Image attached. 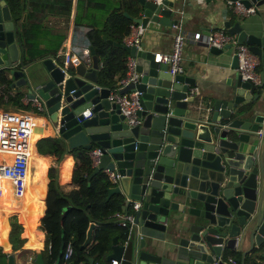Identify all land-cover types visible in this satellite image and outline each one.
Returning a JSON list of instances; mask_svg holds the SVG:
<instances>
[{
	"label": "water",
	"instance_id": "95a60500",
	"mask_svg": "<svg viewBox=\"0 0 264 264\" xmlns=\"http://www.w3.org/2000/svg\"><path fill=\"white\" fill-rule=\"evenodd\" d=\"M138 1L140 16L126 11L123 15L143 27L148 22L170 26L178 21L174 0L160 5ZM239 1L254 5L253 14L261 19L232 12L238 20H224L223 28L236 33L261 59L259 82L242 79L238 73L222 96L199 100L190 94L192 78L183 73L172 76L167 64L155 60L154 52L118 44L135 57L138 73L136 81L119 89L140 92V121L129 124L118 104L108 99L110 89L98 83L99 60L91 45L89 63L77 58L64 64L46 57L44 70L30 79L9 7L0 0V67L9 69L11 86H26L28 97L42 100L46 122L67 147L98 150L88 179L99 170L114 172L117 177L110 181L107 197L121 194L123 206L134 214L127 239L120 243L113 237L107 262L226 264V252L238 248L244 249L239 264H245L244 255L263 244L264 0ZM233 65L237 67L235 54ZM94 226L91 222L82 247L89 243ZM153 231L167 241L176 238L182 250L175 255L158 252ZM88 260L93 264L92 257ZM5 264H16L13 253L7 254Z\"/></svg>",
	"mask_w": 264,
	"mask_h": 264
},
{
	"label": "trees",
	"instance_id": "16d2710c",
	"mask_svg": "<svg viewBox=\"0 0 264 264\" xmlns=\"http://www.w3.org/2000/svg\"><path fill=\"white\" fill-rule=\"evenodd\" d=\"M30 0H5L9 7L12 20L16 28V35L19 40L23 54L22 64L33 61H42L49 54L60 62L57 55V48L50 47L48 51L40 50L37 45L42 42L48 34L65 35L67 22L70 15L72 0H59L61 4L58 13H61L63 22L61 30H53L48 25L42 24L40 19L49 14L41 7L34 8L30 13ZM54 2L55 0H51ZM57 1V0H56ZM142 10V5L138 0H76L73 24L75 27H86L85 37L89 45L93 46L95 55L101 65L97 70L98 83L101 86L114 89L119 85L120 79L126 72V60L128 52L118 44H123L124 37L129 33L131 19L123 15L126 11L133 17H137ZM26 14L22 21L23 14ZM34 19H31V16ZM60 28V26H59ZM111 40L112 42H108ZM116 42L117 44H114ZM51 57V56H48ZM70 57V54H69ZM20 67L18 64L17 68ZM13 78L8 68L0 67V107L16 110L29 109L28 105L22 103L24 90L20 87H12ZM31 140V151L34 140ZM51 142L50 155L59 160L65 151H68L75 160V167L72 174V181L78 187L67 192L63 191L57 182L56 167L52 166L48 170L49 181L45 197L46 209L40 219L39 229L44 232V248L42 264H51L55 260L58 264L63 262L62 254L64 246L70 242L72 255L69 264L83 260L87 255L94 256L96 264H109L106 256L111 250V240L117 236L119 242H124L128 236L127 228L112 226L102 222L116 211H120L124 204V197L119 193L112 194L107 198V190L112 185L108 176L103 170L97 171L88 180V175L94 169V165L88 155V150L82 146L67 147L63 139L58 135L46 137ZM38 153L48 157V146L46 141L40 139L36 143ZM41 178L26 186L24 195L17 205L7 206L6 215L0 213V231H3L2 217L7 219L8 214H17L21 220L35 217L40 205V193L33 189L34 185L41 183ZM9 196L8 188L4 193ZM96 224L93 228L92 237L97 239L94 246L86 251V246L82 247L85 240L89 224ZM10 227L21 231L22 226L13 215L9 221ZM23 225V224H22ZM25 227V237L30 241L28 235L29 226ZM9 229V228H8ZM16 234H13V240ZM1 239V234H0ZM23 244L26 240L21 239ZM30 242L27 244V246ZM227 252L225 255H231ZM7 253L0 247V264H5Z\"/></svg>",
	"mask_w": 264,
	"mask_h": 264
},
{
	"label": "crops",
	"instance_id": "0c3cea01",
	"mask_svg": "<svg viewBox=\"0 0 264 264\" xmlns=\"http://www.w3.org/2000/svg\"><path fill=\"white\" fill-rule=\"evenodd\" d=\"M226 1L224 0L222 2H217L214 0H210V1L206 0L203 3H199V4L194 2L193 0L173 1L174 5L175 2H177L178 4V6L176 7V9L178 10V13L176 14V17L178 19L177 22L181 23L180 24L181 30L185 37L184 48L181 54V64L183 66V74L185 75V77H189L194 80V86L192 87H197L199 94L197 98L199 100L202 98L205 101L207 98H211L213 96H222L224 92L229 88V86H231L234 83L238 75L237 69L233 65V58H234L233 48L231 47L223 48L218 52H212L210 50V47H208L202 42L195 41L192 37L193 33L196 31H200L204 33L210 29L223 28L224 20H228L230 23H233L238 20L237 16H235L230 11V9L226 7ZM60 5H63V7L65 6L64 4H61V1L59 2V0L57 1L55 0L54 2H52L51 0L29 1V7L31 8L30 13H33L34 8L36 7H41L49 12V14H47L42 19H40V21L42 24L48 25L53 30L62 29L61 24L63 22V17L61 16V13H58V10L54 11L56 8H59ZM75 6H76V0H73L70 7V15L67 22L66 34L65 35L48 34L42 42L38 43L37 47L45 52L51 49L52 47L53 48L56 47L57 55L58 57H60L61 61H64L66 55L70 54V58H69L70 62L74 58L76 59L79 58L84 62L89 63L90 62L89 43L87 42V39L85 37L86 27H75L73 24ZM262 12L264 13V9L262 10ZM140 13L141 11L139 12L138 16H140ZM247 18H250L253 21L261 19V17L257 13L251 14ZM31 19H34L33 15L31 16ZM175 32L176 29L173 27V25L166 26L159 23L148 22L147 25L144 27V31L141 36L142 48L145 49L146 51L154 52V54L157 52H168L171 49L173 35ZM48 56H51L52 58L54 57L51 54H49ZM55 60L59 61L58 59ZM29 64L37 65L40 72L44 70V65L42 61H33L30 62ZM29 64H27V66L25 67L26 72L29 68L28 67ZM257 69L258 72L262 70L261 61L258 64ZM19 87L24 90L22 103L24 105H28L29 109L27 110L22 109L17 111L29 113L31 107L27 102V100L30 97L27 96L26 86H19ZM202 103L200 102L197 105H201ZM4 109L16 110L11 108H4ZM38 129H40L39 132L42 134L38 136V138L35 140L33 144L34 151L30 150L29 177H28L27 185L41 178L40 181L41 183H38L33 187V189H35L40 193L41 202L37 210L35 211L36 215L33 218H29L23 221L19 218L17 214H15L17 215L16 217H18V223H20L21 225L23 224L29 226L28 235L30 237V241L27 237H25L24 226L22 227L21 231L11 229L7 219L5 220L6 222L5 229L3 231H0L1 234L0 247L2 248L1 245L2 243L4 244V231L7 229L8 243L10 245V249L8 252L4 251L3 249L2 251L6 252L7 254L13 253L15 255L16 264H37L40 259L43 260L42 250L44 248V232L41 229H39L38 226L40 224V219L43 216L46 209L45 197L47 192V184L49 181V177H48L49 168L52 166L56 167L57 182L61 186L63 191L67 192L73 188L78 187L72 181V174L75 167V160L68 151H65L62 157L59 160H57L50 155L51 142L49 140H46L48 146V157L38 153L36 146L37 141H39L43 137H49L56 134L52 130V126L46 122L45 118L42 120V126ZM0 205H2L3 208H5L7 206L13 207L17 205V203L12 198L11 195L7 196L3 194L0 197ZM123 211H127V209L124 206H122V209L120 211H116V212H123ZM0 213H2L1 210ZM6 213L7 212L3 211V214L6 215ZM113 214H111L107 218H103L102 222L105 224H112V222L115 220ZM31 221L33 222L34 225L32 235L30 233ZM10 232L12 235L11 236L12 240L14 239L13 234H16V240H14L12 243L9 237ZM35 233L42 238L36 239ZM151 233L154 236H156L159 240L158 241L159 248L157 250L158 252L160 253L169 252L170 254L175 255L177 250H182L181 247L177 246L176 243L178 241H176L177 240L176 238H172L170 239V241H167L166 239L163 238V234H161L160 232L153 231ZM92 235L89 240V243L86 245V251H89L91 247L94 246L97 242V239L93 238ZM32 236L35 239L36 247H31ZM21 239L26 240L25 244H23ZM29 242L30 244L27 246ZM111 245H112V240H111ZM243 250L244 249L236 248L227 251V252H232V254L224 255L223 259L225 260L226 264H239V260H241L242 254L244 252ZM263 254H264V242L258 248H256L254 252L246 253L244 255V262L245 264H255V262L263 263L264 262ZM88 257H92L93 264H96L94 256H90V255H87L83 260L75 261V264H89ZM51 264H57V263L55 260L54 261L52 260Z\"/></svg>",
	"mask_w": 264,
	"mask_h": 264
},
{
	"label": "built area",
	"instance_id": "2783aa9c",
	"mask_svg": "<svg viewBox=\"0 0 264 264\" xmlns=\"http://www.w3.org/2000/svg\"><path fill=\"white\" fill-rule=\"evenodd\" d=\"M156 5L163 3V0H151ZM196 3H203L206 0H193ZM226 7L230 9L235 15L247 16L255 12L254 5L244 6L239 0H227ZM181 23L176 22L173 27L176 32L173 35L171 49L168 52L155 53V60L168 65V72L174 76L177 73H183V66L181 64V54L184 48V34L181 30ZM144 27L132 21L129 25V33L124 37L123 44L134 45L137 50H142L141 36ZM197 42H202L208 47H215L218 49L225 48L230 45L233 48V54L237 56V72L242 79H250L253 82H259V73L257 66L261 59L250 50L249 45L238 40L236 33H229L226 29L216 28L210 29L206 32L196 31L192 35ZM69 54L66 55L63 63L68 64L76 62L74 58L69 61ZM101 65V62H99ZM136 59L134 56L128 55L126 60V72L120 79L119 85L110 89L108 99L118 104L121 114L129 124L139 123L137 112L141 109L140 92L138 90L119 92V89L125 86L130 81H136L138 73L135 70ZM190 94L198 96L197 87L190 89ZM27 102L31 109H36L39 113H26L17 110H6L0 108V197L8 188L9 195L19 204L21 201L29 177V162L31 150V133L33 129L42 126V120L45 118L43 113L45 110L44 104L39 97H30ZM257 133L262 134V129H258ZM88 155L93 163L96 165L98 161V150L93 149L88 152ZM104 172L108 179L113 182L117 175L105 169ZM138 203L133 205L134 208ZM115 220L112 226H119L129 230L134 223V214L131 211L115 212ZM72 255V246L68 242L64 246L61 264H68ZM109 264H118L117 260H110ZM264 264V262L262 263Z\"/></svg>",
	"mask_w": 264,
	"mask_h": 264
},
{
	"label": "rangeland",
	"instance_id": "374dc122",
	"mask_svg": "<svg viewBox=\"0 0 264 264\" xmlns=\"http://www.w3.org/2000/svg\"><path fill=\"white\" fill-rule=\"evenodd\" d=\"M72 2H73V0L71 1V4H72ZM46 16V15H45ZM19 46H20V44H19ZM20 51H21V56H22V49H21V47H20ZM26 56V57H28V54H23V56ZM22 56V57H23ZM29 64V63H28ZM27 65V64H26ZM18 66V65H17ZM28 70H27V72H28V75H29V77H30V79H32V78H34V77H38V72H40V70L38 69V67H37V65H31V64H29L28 65ZM4 109V108H3ZM29 113H39L36 109H30L29 110ZM36 130H38V131H40V129H36ZM42 140L43 141H46V137H43L42 138ZM3 211H5V212H7V207H5V208H3ZM13 215H15V214H8L7 215V221H8V223H9V221H10V218H11V216H13ZM15 216H17V215H15ZM16 219H17V221H18V217H16ZM22 227H23V225H21ZM11 228V227H10ZM11 229H13V228H11ZM10 237V236H9ZM35 237H36V239H41L42 237H40V236H38L36 233H35ZM2 249L4 250V251H6V252H8L9 251V249H10V247H8V246H6V245H4L3 243H2ZM6 246V247H5Z\"/></svg>",
	"mask_w": 264,
	"mask_h": 264
},
{
	"label": "bare ground",
	"instance_id": "6f19581e",
	"mask_svg": "<svg viewBox=\"0 0 264 264\" xmlns=\"http://www.w3.org/2000/svg\"><path fill=\"white\" fill-rule=\"evenodd\" d=\"M41 134L42 133H40L38 130L33 129L32 133H31V138H33V140L35 141L38 138V136L41 135ZM0 210L3 213V206L2 205H0ZM31 218H33V213L31 214ZM5 220H6L5 216H3L2 217L3 230L5 229V226H6ZM33 229H34V225H33V222L31 221V230H30L31 235L33 234ZM4 245L10 247V245L8 243V232H7V229L4 231ZM31 247H36V242H35V239H34L33 236H32Z\"/></svg>",
	"mask_w": 264,
	"mask_h": 264
}]
</instances>
